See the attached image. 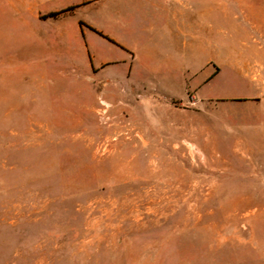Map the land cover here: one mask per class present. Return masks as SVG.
Segmentation results:
<instances>
[{
    "label": "rangeland",
    "instance_id": "1",
    "mask_svg": "<svg viewBox=\"0 0 264 264\" xmlns=\"http://www.w3.org/2000/svg\"><path fill=\"white\" fill-rule=\"evenodd\" d=\"M200 6L212 151L148 150L128 103L85 120L0 36V264H264V0Z\"/></svg>",
    "mask_w": 264,
    "mask_h": 264
},
{
    "label": "crops",
    "instance_id": "2",
    "mask_svg": "<svg viewBox=\"0 0 264 264\" xmlns=\"http://www.w3.org/2000/svg\"><path fill=\"white\" fill-rule=\"evenodd\" d=\"M191 1L0 0V36L18 40L8 55L25 83L42 91L66 88V103L85 120L100 102L128 103L148 150H178L187 140L210 146L202 136L214 130L215 114L205 108L215 99L202 87L213 76L209 69L198 77L202 9ZM242 80L255 91L252 72Z\"/></svg>",
    "mask_w": 264,
    "mask_h": 264
},
{
    "label": "trees",
    "instance_id": "3",
    "mask_svg": "<svg viewBox=\"0 0 264 264\" xmlns=\"http://www.w3.org/2000/svg\"><path fill=\"white\" fill-rule=\"evenodd\" d=\"M69 10H71V8L66 9V10H64V11H61V12L51 13L49 16H50V17H55V16L59 15L60 13H62V12H66V11H69Z\"/></svg>",
    "mask_w": 264,
    "mask_h": 264
},
{
    "label": "built area",
    "instance_id": "4",
    "mask_svg": "<svg viewBox=\"0 0 264 264\" xmlns=\"http://www.w3.org/2000/svg\"><path fill=\"white\" fill-rule=\"evenodd\" d=\"M100 104H101L102 106H104V109H103V110H105V105L102 104L101 102H100ZM103 110H102V112H103ZM105 112H106V110H105ZM105 112H104V113H105ZM104 113H103V114H104Z\"/></svg>",
    "mask_w": 264,
    "mask_h": 264
},
{
    "label": "bare ground",
    "instance_id": "5",
    "mask_svg": "<svg viewBox=\"0 0 264 264\" xmlns=\"http://www.w3.org/2000/svg\"><path fill=\"white\" fill-rule=\"evenodd\" d=\"M104 112H105V110H103V112L101 113V115H103Z\"/></svg>",
    "mask_w": 264,
    "mask_h": 264
}]
</instances>
